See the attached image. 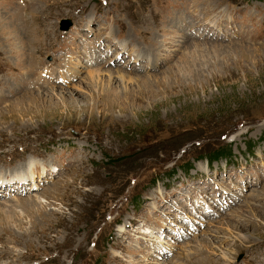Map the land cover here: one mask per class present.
Returning <instances> with one entry per match:
<instances>
[{
    "label": "rangeland",
    "instance_id": "374dc122",
    "mask_svg": "<svg viewBox=\"0 0 264 264\" xmlns=\"http://www.w3.org/2000/svg\"><path fill=\"white\" fill-rule=\"evenodd\" d=\"M34 166L0 264H264V0H0V174Z\"/></svg>",
    "mask_w": 264,
    "mask_h": 264
},
{
    "label": "bare ground",
    "instance_id": "6f19581e",
    "mask_svg": "<svg viewBox=\"0 0 264 264\" xmlns=\"http://www.w3.org/2000/svg\"><path fill=\"white\" fill-rule=\"evenodd\" d=\"M199 25V24H198ZM89 46V45H88ZM112 46V45H111ZM86 49V48H85ZM94 51V50H93ZM92 56V55H91ZM102 56L100 55V52H99V50H98V52L97 53H95L94 54V56H92V57H90V58H88V60L87 61H84V65H86L85 67H90V65L91 64H93V63H95V65L97 66V67H95V68H92V67H90V71H88V75H90L91 76V80H94V81H97V82H100V74L101 73H103L104 71H108V70H106V69H104L103 67H100V68H98L99 66H101V65H103L104 63H102L101 61H102V58H101ZM136 57V56H135ZM139 58H140V56H138ZM136 59L134 58L133 60H130V62H134ZM116 61H118V59H116L115 61L113 60V61H108V63H116ZM134 64H136V63H134ZM129 65H131V63H129ZM92 68V69H91ZM62 70V69H61ZM109 72V74H110V77L112 78V75H113V72H110V71H108ZM114 76V75H113ZM116 78H118V76L116 77ZM78 86V85H77ZM69 88L70 89H74V90H78L79 89V87H75V85L73 86V84L71 85V86H69ZM64 89H66V88H64ZM112 90V89H111ZM107 91H108V89H107ZM114 91V90H113ZM112 92V91H111ZM126 92V91H125ZM104 93V92H103ZM114 92H112V94H113ZM101 95H103V94H101ZM33 169H35V166L34 167H32ZM19 172V173H18ZM18 172H17V174H15L16 176H15V178H17L18 180H16L17 182L15 183V184H13L12 182L14 181V179L13 178H11V179H9L10 181L9 182H7L6 181V178L8 177V176H6L5 174H0V176L2 175L3 176V178H2V180H0V182H2V184L3 185H0V193H3L4 192V190L6 189V191L8 190V189H10V190H12V189H14L13 191H17L16 190V188H18V189H20V188H23V189H25V185H23V184H26L27 182L28 183H31V185L30 186H36L37 184L36 183H34L33 182V180L35 179L34 177L35 176H37L38 178H40V176H41V174H39L38 173V171L35 169V171H33L34 173H29V174H26V175H24V176H22V174H21V172H20V170H18ZM1 176V177H2ZM28 178H30L31 180L30 181H28ZM22 180V181H21ZM7 182V183H6ZM12 186H16V188H12ZM10 190H8V191H10ZM22 190V189H21ZM0 211H1V209H0ZM161 256H164L163 254L161 255Z\"/></svg>",
    "mask_w": 264,
    "mask_h": 264
},
{
    "label": "water",
    "instance_id": "95a60500",
    "mask_svg": "<svg viewBox=\"0 0 264 264\" xmlns=\"http://www.w3.org/2000/svg\"><path fill=\"white\" fill-rule=\"evenodd\" d=\"M70 20L68 19H62L60 20L59 24H58V29L59 30H66L68 29V27L70 26Z\"/></svg>",
    "mask_w": 264,
    "mask_h": 264
}]
</instances>
